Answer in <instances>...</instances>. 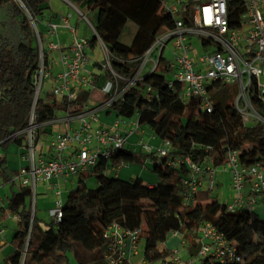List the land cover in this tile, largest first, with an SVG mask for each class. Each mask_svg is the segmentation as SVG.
Here are the masks:
<instances>
[{"label":"trees","instance_id":"1","mask_svg":"<svg viewBox=\"0 0 264 264\" xmlns=\"http://www.w3.org/2000/svg\"><path fill=\"white\" fill-rule=\"evenodd\" d=\"M46 2L0 0V8L9 10V18L17 23L22 36L17 43L0 40V179L5 183L15 184L18 171L10 169L3 151L10 144L23 143L20 132L28 126L34 100L32 76L39 51L29 16L39 20L47 10ZM77 7L94 12L90 42L94 47L101 40L106 47L110 67L119 78V91L124 90L122 97L104 112L106 117L136 118L157 140L170 142L172 158L187 157L196 164L209 159L219 168L225 162L226 150H230L237 152L241 166L259 164L264 168V123L244 126L233 105L213 102L208 113L200 109L196 99L183 102L182 86L167 78L163 57L155 70L149 68L129 84L147 51L173 29L172 18L162 13L158 0H81ZM243 15L242 0H227L230 29L238 27ZM128 27L133 29L132 37L125 43L121 38ZM39 35L43 40L40 32ZM47 58L45 52L44 59ZM99 64L96 63L101 72L93 74L98 89L113 78ZM223 87L216 84L215 93ZM89 95L80 93L78 103L85 102ZM253 102L264 118V104L257 98ZM65 107L64 100L55 99L48 104L40 98L34 107L35 122L51 121ZM147 162L151 164L154 182L123 180L118 174L105 172L120 164L148 167ZM187 172L183 165H169L166 158L159 162L153 154L117 150L109 164L100 159L95 166L93 188L87 186V176H78L76 188L66 195L60 220L51 218L49 223L32 214L27 205L31 190L19 185L7 204L9 213L18 217L16 246L1 264H110L106 256L114 247L106 232L113 224L126 231L141 230L146 264H165L171 258V250L160 245L173 232L187 243L188 257H195L198 245L194 239L204 224L224 236L234 247L235 257L231 262L204 259L199 264H264V216L254 209L230 212L227 203L214 200L208 190L198 191L193 204L184 205L180 185ZM117 264L131 263L123 259Z\"/></svg>","mask_w":264,"mask_h":264},{"label":"built area","instance_id":"2","mask_svg":"<svg viewBox=\"0 0 264 264\" xmlns=\"http://www.w3.org/2000/svg\"><path fill=\"white\" fill-rule=\"evenodd\" d=\"M158 2L162 13L172 18L173 29L162 35L147 51L129 84L149 68L151 71L155 70L165 46L171 41L173 61L167 66V70L171 74L169 80L181 84L180 98L183 102L196 99L200 109L210 113L215 85H231L236 89L234 107L242 124L249 126L264 123V118L253 105L254 98L264 104V0H242L244 15L235 29L229 28L227 0ZM79 16L86 20L81 13ZM71 17V14H66L60 18V24L48 23L46 27L45 34L48 38L56 36L60 26L70 31V44L63 48L52 41L45 45L39 35L38 20L29 16L37 36L39 62L32 76L34 100L29 123L20 132L24 136L20 160L25 165L21 166L13 181H18L21 187L31 190L33 204L38 182H41L53 192L55 205L49 214L54 221H59L64 204L63 193L59 188L60 180L79 175H85L89 179L94 177V168L100 159L109 164L111 156L117 150L129 149L134 153L139 149L145 154H153L159 162L166 158L169 165L175 168L181 165L186 167L188 172L180 185L184 205L193 204L199 188L205 186V190L212 191L221 171H228L231 176L230 188L233 195L232 201L227 203L228 211L254 209L259 205L264 196V168L259 164L241 166L237 152L226 150L225 162L219 168H215L209 159L196 164L187 157L172 158L169 141H162L159 147L146 142L145 130L136 118L126 122L115 117L110 123L102 122V113L122 97L124 90L119 91V78L110 67L109 53L101 40L95 45L104 60L99 65L101 69L110 71L113 78L106 80L99 89L96 88L94 73L90 69L92 61L88 56L93 48L92 43L88 39L77 37L70 24ZM90 27L92 28L91 25ZM193 37L201 43L202 49L198 53L192 45ZM211 46L213 48L208 50ZM45 52H58L59 58L57 61L49 57L45 60ZM44 88L47 91L43 99L45 103L50 104L55 99L64 100L66 107L60 111V117L37 124L34 107ZM97 89L102 94L101 100L93 102L88 98L85 102L78 103L80 93H90ZM49 124L63 126L64 130L49 134L47 141L41 144L38 131ZM123 124L126 125L125 130L120 127ZM137 133L140 135L138 140L129 147V137ZM125 167L128 166L120 164L108 167L105 172L118 174ZM3 234L4 229L0 226V236ZM177 235L180 234H171ZM106 237L112 240L114 247L106 259L110 264H117L127 259L126 250L136 254L141 230L126 231L113 224L107 229ZM194 242L198 245L195 257H182L179 249H171V258L165 264H199L204 259L231 262L235 257L234 247L210 224L201 227Z\"/></svg>","mask_w":264,"mask_h":264},{"label":"crops","instance_id":"3","mask_svg":"<svg viewBox=\"0 0 264 264\" xmlns=\"http://www.w3.org/2000/svg\"><path fill=\"white\" fill-rule=\"evenodd\" d=\"M81 0H47L45 4V8L47 9L42 17L38 20V31L43 35V40L44 44L47 45L49 42H54L56 44H59L63 48L67 47L70 44L71 41V33L69 30L63 27L58 28V33L56 36L52 38H48L46 36V27L48 23L52 24H60V18L62 16H65L66 14H71V19H70V24L76 31L77 37L80 38H85L90 40L93 32L92 28L90 27L91 21L94 20V12L93 11H83L80 10L77 7V4ZM79 13H81L83 16H85L86 20L81 19L79 16ZM0 33L5 36L7 39L9 37L8 32H9V21L7 19V16L5 15L4 12L0 11ZM7 23V24H5ZM6 25V26H5ZM92 26V25H91ZM57 55L56 52H49L48 57L53 58V56ZM88 56L91 59L92 63L90 66V69L93 73H98L101 72L99 69V66L96 65V63H101L103 60H101L102 55L99 54V48L94 46L91 51L88 52ZM110 122L113 121V117L108 118ZM109 122V123H110ZM122 130H125L126 125H120ZM64 130L63 126H55V131L56 132H62ZM40 143L44 144V142L41 141V137H46L47 135L55 132L51 130L49 127H45L42 130H40ZM53 131V132H52ZM46 132V133H45ZM145 141L151 144L153 147H159L161 145V142L157 140L155 137H152L151 133L148 132L147 134L145 133ZM139 133L129 137L128 142H129V147L131 145H134L136 143L135 140H138L137 137H139ZM139 149H137L134 153H137ZM8 153L10 155V159L8 160V154L5 156L6 161L8 166L12 171H18L20 164V155L23 153V149L20 146L14 145L12 147H8ZM24 164V163H23ZM23 166V165H22ZM126 173V172H125ZM139 170L137 169L136 171L133 172L134 176H138ZM220 174V175H219ZM129 174H124L123 176L119 175V178L126 180V178ZM220 178L225 175V180H228V183L230 185V173L228 171H221L218 173ZM1 180V179H0ZM72 180V181H71ZM78 182V176L77 177H72L69 179H65L60 182H63L65 185L69 184L70 187H73L74 181ZM155 177L152 176L151 180L149 182H154ZM216 184H219L218 182ZM72 185V186H71ZM42 188L46 189L47 191H50L46 186L43 184L41 185ZM1 189V188H0ZM44 190V191H46ZM71 190V189H70ZM43 191V192H44ZM66 195V194H65ZM8 199L9 196H6L3 193H0V226L4 229V234L0 236V264L13 252L15 248V240H14V234L15 230L17 229V223H18V217L16 215L10 214L9 211L7 210V204H8ZM264 196L261 199V202L259 205H257L255 208H258L260 205H263V200ZM223 203V202H221ZM254 208V209H255ZM256 211V210H255ZM39 219V218H38ZM40 220V219H39ZM43 221V220H40ZM44 222V221H43ZM181 237V240L179 239ZM128 243V242H127ZM186 245L187 243L183 240L181 235L177 236H171L169 239L160 245V248L164 249H172L174 247L181 246L182 251L184 250V257H188L187 255V250H186ZM126 258L131 264H146L144 259H143V252H144V240L140 239L137 247L136 254L129 253L126 250ZM160 264V263H156Z\"/></svg>","mask_w":264,"mask_h":264},{"label":"rangeland","instance_id":"4","mask_svg":"<svg viewBox=\"0 0 264 264\" xmlns=\"http://www.w3.org/2000/svg\"><path fill=\"white\" fill-rule=\"evenodd\" d=\"M2 12L5 13V15L7 16V19L9 21V32H8V35L9 37L7 38L9 41H12L13 43H17L21 40L22 36L20 34V31H19V27L17 25V23L11 21V19L9 18V10L7 8H4L1 10ZM0 23H1V20H0ZM131 30L132 27H128L127 30L125 31V33L123 34L122 36V41L125 42V43H129L130 42V39L132 37V33H131ZM192 41V45L196 51V53L200 52L201 51V43H200V40L197 39L196 37H193L191 39ZM171 46H172V42L170 41L166 46H165V49L162 53V57H163V60H164V64L166 66H168L172 61H173V57H172V52H171ZM213 46H211L208 50L212 49ZM57 55L55 57V55L53 56L52 59H54L55 61H57V59L59 58V54L58 52H56ZM101 60H103V57L101 58ZM104 61V60H103ZM56 68L53 69V71H55ZM167 78L170 79L171 78V74L170 72H167ZM47 86V84H46ZM45 86V88H46ZM45 88L43 89V93L41 95V99H44L45 96L47 95V91H45ZM89 100L90 101H99L102 99V94L97 90L95 91H92L89 93ZM235 97H236V89L234 86H231V85H224L223 88H221L217 93H215V95L212 96L211 100L212 102H220L222 103V105L224 106H230V105H233L234 106V102H235ZM62 114L60 112H57L56 113V118L60 117ZM113 117V116H111ZM115 117H113L114 119ZM135 118H130V119H123V118H120V120L122 121H132L134 120ZM101 121L104 122V123H109L110 120L108 119V117H106L104 115V112L102 113V116H101ZM47 127H49L51 130L55 131V126L54 125H47ZM145 130V133L147 134L149 131L144 129ZM52 131V132H53ZM53 133H56L53 132ZM146 136V135H145ZM139 137H137L138 139ZM48 139V135L46 137H41V141L42 142H46ZM137 141V140H135ZM14 146V144H10L8 147H12ZM141 152L140 150H138L137 153ZM3 154L6 156L7 154V158L8 160L11 158L9 153H8V149L3 151ZM21 162V160H20ZM24 166L25 164L21 163L20 164V167L19 169L21 168V166ZM151 164L149 163L148 167H142L140 165H131V166H128V167H125L123 168L119 173H118V176L121 175L123 176L124 174H129L126 178V180H134L136 178H140L143 182H149L152 178V176L154 177L153 173L151 172ZM18 169V170H19ZM139 170V175L137 176H134V175H131L133 174L134 171L136 170ZM126 172V173H125ZM114 174H112L113 176ZM220 175V174H219ZM217 176V179L216 181L219 183V184H216L214 189L211 191V194H212V197L214 200H217L219 202H223V203H230L232 201V195H233V192L230 188V185L228 183V180H225V175H223L221 178L220 176ZM62 181V180H60ZM72 181V180H71ZM95 178L94 177H91L89 179L86 180V184L88 187H91L93 188L95 186ZM15 184H11V183H5L3 182L2 180H0V193H3L5 194L6 196H11L12 195V192H17L18 189H19V183L18 181L17 182H14ZM77 181L75 180L74 183H73V187H70L69 184H64L63 182H60L59 183V188L61 189L63 195H62V200L65 201V198H66V195L67 193L70 191V189H74L76 188L77 186ZM42 183L41 182H38V185H37V195H36V199H35V204H33V199H32V194L30 196V199H28L27 201V205L28 207L31 209V212L33 210V215L35 214L37 219L39 218L40 220H43L45 223H49L51 222V217H50V214H49V211L50 209L54 208V205H55V198H54V195H53V192L51 191H47L46 189L42 188ZM72 186V185H71ZM206 189L205 186L201 187L198 189V191H204ZM46 190V191H44ZM44 191V192H43ZM66 194V195H65ZM254 210H256V212L260 215V216H264V205H260L258 208H255ZM144 237V236H143ZM144 240V238H142ZM181 240V237L179 238ZM173 250H177L179 249V252H181L180 256L184 257L185 254H184V250L182 251L181 249V246H178V247H174L172 248Z\"/></svg>","mask_w":264,"mask_h":264},{"label":"water","instance_id":"5","mask_svg":"<svg viewBox=\"0 0 264 264\" xmlns=\"http://www.w3.org/2000/svg\"><path fill=\"white\" fill-rule=\"evenodd\" d=\"M2 9H4V8H0V11H1ZM5 24H7V23H5ZM5 26H6V25H5ZM4 39H6L5 36L2 35V34L0 33V40H4Z\"/></svg>","mask_w":264,"mask_h":264}]
</instances>
